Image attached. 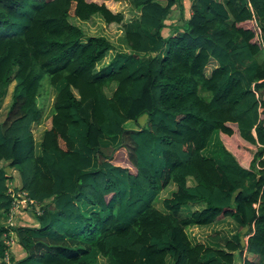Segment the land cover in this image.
Segmentation results:
<instances>
[{"label": "trees", "instance_id": "1", "mask_svg": "<svg viewBox=\"0 0 264 264\" xmlns=\"http://www.w3.org/2000/svg\"><path fill=\"white\" fill-rule=\"evenodd\" d=\"M105 1L0 0V99L14 83L0 120V217L14 168V189L42 209L37 225H13L25 253L10 250V263L0 224V264H236L244 250L240 264H264V0H190L186 17L182 0H131L139 13L126 21ZM176 5L185 20L168 24ZM95 13L122 22L128 45L98 69L110 40L70 20ZM45 75L55 95L37 141ZM235 132L256 147L248 165L224 140ZM225 216L230 237H190V225Z\"/></svg>", "mask_w": 264, "mask_h": 264}, {"label": "rangeland", "instance_id": "2", "mask_svg": "<svg viewBox=\"0 0 264 264\" xmlns=\"http://www.w3.org/2000/svg\"><path fill=\"white\" fill-rule=\"evenodd\" d=\"M97 1L101 2L102 0H97ZM162 1L164 2V0ZM105 3L113 11H121L124 16L123 18L124 21L137 16L139 13V8L131 0H119V1L118 0H106ZM189 5L190 4L188 3V5H186L184 9V4H183L182 10L183 12L184 11L186 12L184 13V16H188V14L190 13ZM173 9L174 10H171V15L168 17L167 23L168 24L171 23L172 21L171 19H176L175 22L183 24V21L185 19L182 13H180L181 8L178 5H176L175 7H173ZM70 20L71 22L79 25L82 28V30L84 31V36L100 34V35H105L110 40L112 44V48L109 49L106 55L97 63L96 65L97 69L103 66L104 64H106L111 58V56L115 54L117 51H127L128 50V45L124 37V26L122 25V22H107L102 18V16L99 13L93 14L88 19H80V18H77L76 16L71 15ZM164 32L167 34L168 30L165 28ZM163 52L164 50L161 51V53ZM13 84L14 83H11L9 85V87L7 88V91L0 99V120L3 119L5 112L10 104L11 96H12L11 89H12ZM42 85L43 86L41 88L42 89L41 95L38 96L37 98L38 105L42 107V115L37 124H34V123L32 124V130H33V133L37 141L39 140L40 133L42 132V130L45 127L49 126L50 124V116L52 113V102H53V98L55 95L54 89L52 88L51 85L47 83V75H45V77L43 78ZM113 85L106 88L107 93L110 94L112 92L113 87H114ZM145 121H146V115H142L139 118V123H136L133 120H130L126 123V126L134 127V126H137L138 124L145 123ZM217 138H218L217 135H214L210 144L213 145V143L217 141ZM224 140L226 142V145L230 149L234 150L235 155L238 158V160L242 164L248 165L253 153L256 150V147L253 144H250L248 142H243V140L239 138L237 132H235L234 135H232L231 137L224 136ZM216 146L217 148L219 147L218 145ZM209 149H210V146H208V150H206V153L207 151H209ZM118 152L124 155L122 150H115L113 154L115 157V160L125 164L127 162V159L125 158V156L119 157L117 155ZM211 152L212 150L209 152V154H211ZM7 169H8V166H7ZM14 177L15 176L13 175L10 178V181L13 182ZM10 186L13 187V184L11 182H10ZM174 187H175L174 183L169 182L162 189L159 195V198L156 200V203H155L158 207L160 208L162 207V204H161L162 198L169 195L170 192L174 189ZM35 204L38 207L40 206V202L39 204L38 203H35ZM21 207L23 210L20 211V216L17 217L18 222L16 221V223L37 225L38 222L35 217V213H36L35 207H31L30 205H26V204L21 205ZM191 208L192 207H189V209ZM4 220H5L4 225H6V219ZM1 225L4 226L3 224ZM236 229H237L236 223L230 216H225L222 220H219V222H214L213 225H210V224L208 226L207 225H190L187 228L188 233L190 234V237L195 241H207L211 235H214L216 233H218L219 235L223 237H230L236 231ZM17 243H18V240L15 242V244L11 248L14 256H18V253L16 252V250L13 251V248L14 246L17 245ZM234 253H235V263L236 264L242 263L243 254H240L238 251H235ZM98 264H109V263L106 257L100 256L98 259Z\"/></svg>", "mask_w": 264, "mask_h": 264}, {"label": "built area", "instance_id": "3", "mask_svg": "<svg viewBox=\"0 0 264 264\" xmlns=\"http://www.w3.org/2000/svg\"><path fill=\"white\" fill-rule=\"evenodd\" d=\"M258 26V30L260 31V26L258 22H255ZM8 191L12 195V200L9 209L6 211L5 219H6V227L7 229L3 231V239L4 242L7 245V249H5V256L4 260H6L7 263H10V250L15 244V242L18 240L17 234L15 230L12 228L13 225H16L17 217L20 214V211L23 210L21 205L26 204L30 205L31 207H35L36 212L40 213L42 211L41 207L39 208L35 203H38V200L33 198L28 194V192L25 189L19 188L18 190H15L14 187L10 186L8 187ZM18 222V221H17ZM16 239V241H15Z\"/></svg>", "mask_w": 264, "mask_h": 264}, {"label": "crops", "instance_id": "4", "mask_svg": "<svg viewBox=\"0 0 264 264\" xmlns=\"http://www.w3.org/2000/svg\"><path fill=\"white\" fill-rule=\"evenodd\" d=\"M119 1V0H118ZM183 4H184V9H185V7H186V5H188V3L190 4V0H183V2H182ZM174 10V9H173ZM184 13H186L185 11H184ZM190 14V13H189ZM188 14V15H189ZM186 17V16H185ZM167 20L168 19H166V23H167ZM172 21H171V23H174L175 22V20L176 19H171ZM167 29V30H169V27H164L163 28V31H164V29ZM13 171H14V181L12 182V184L13 185H17V184H19V179H18V176H17V174L15 173V172H17V170L14 168L13 169ZM19 216H20V214H19ZM4 216L3 217H0V224H3L4 225V222H5V220H4ZM224 218V217H223ZM222 218V219H223ZM222 219H220V220H222ZM216 222H219V220L218 221H216ZM29 225H36V224H29ZM210 225H213V223L212 224H210ZM208 226V225H207ZM245 230H246V228H243V234H242V240L243 239H245L246 238V236H247V234L245 233ZM14 250H16V252L18 253V256H15V258L17 259V258H20V257H22V256H24V253H25V251H24V249L22 248V246L19 244V243H17V245L16 246H14V248H13V251ZM243 256H251L249 253H247L245 250L243 251Z\"/></svg>", "mask_w": 264, "mask_h": 264}]
</instances>
